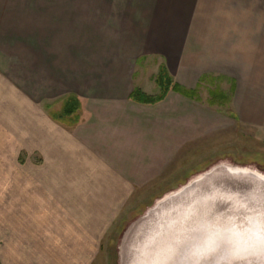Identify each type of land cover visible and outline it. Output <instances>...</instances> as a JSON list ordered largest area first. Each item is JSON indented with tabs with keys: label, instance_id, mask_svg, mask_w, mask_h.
I'll return each instance as SVG.
<instances>
[{
	"label": "crops",
	"instance_id": "obj_1",
	"mask_svg": "<svg viewBox=\"0 0 264 264\" xmlns=\"http://www.w3.org/2000/svg\"><path fill=\"white\" fill-rule=\"evenodd\" d=\"M152 70L197 92L225 80L235 124L264 133V0H0V262L40 263L92 240L78 226L119 206L135 166L173 164L199 97L133 99L160 92ZM64 96L81 103L72 124L47 113ZM17 131L43 159L8 154Z\"/></svg>",
	"mask_w": 264,
	"mask_h": 264
},
{
	"label": "rangeland",
	"instance_id": "obj_2",
	"mask_svg": "<svg viewBox=\"0 0 264 264\" xmlns=\"http://www.w3.org/2000/svg\"><path fill=\"white\" fill-rule=\"evenodd\" d=\"M158 76V70L149 71L148 78L153 79L155 82ZM223 81L225 80L210 79L207 83L201 85V89H197L196 97L199 98L194 100L196 106L190 107L189 140L185 143L186 145L184 144L185 147L182 149H175L176 156L172 165L165 166L162 173L160 170L163 166L157 167L160 173L157 172L155 167H151V171L155 170L150 174L143 173L145 169H148L146 166H135L137 169L141 168L138 171L134 166L127 167V174L125 176L130 178L132 169L135 168L136 172L134 176L139 181L125 183L126 196L119 199V206L108 207L107 210L110 211L106 213L95 211L92 215L93 217L90 218V222L83 230L85 232L80 231L82 225H77L78 235L80 236L82 233L90 235L91 232L95 236L92 240L78 238V244L74 247L65 246V248L63 246L56 248V252L59 254L58 258L53 257V254L49 253L45 257L49 259L44 262H30L28 264H130V262L128 263L129 258L126 257H129L128 253L133 249L132 244L137 240V234L141 233L150 234L148 238L158 236L155 237V241H152L153 246L158 243L155 251L151 252L152 255L150 253L148 255L145 254L144 258L146 259L141 261L143 264H154V261H150L151 258L149 257L159 258L163 251H166L167 246L164 243L166 242L164 238L170 236V233L175 232L176 229L179 230L178 226L182 225L180 228L186 227L185 223L188 222L186 221L188 218L181 217V214H175L170 219L168 218V220L162 214L154 215L153 212L158 209L157 207L162 201L177 195L199 177L218 167L253 171L264 177V133L256 128L245 127L239 123L236 125L234 118L231 116L232 111L227 99L225 102L220 100L216 101L213 105L210 104L209 100L213 99V94L220 95L226 93L228 98L231 97L229 92H225V90H229V86L222 85ZM160 92L150 95L157 96ZM210 92H212L211 95ZM70 97L64 96L56 102L51 103V108L47 109V113L50 116L61 114L66 101ZM33 103L37 107V101H33ZM78 113L79 111L77 112L78 118H76V115L73 117L75 120L77 119L76 122L81 115V112ZM55 120L59 123H64L60 118H55ZM19 121L22 123L20 116ZM68 123L66 122V124ZM20 133L19 131L15 132L14 150H9L8 154H11L15 159L18 158L21 162L28 160L36 164L39 160L43 159L42 155L38 150L22 149L25 144L21 142ZM176 137L180 140L181 135H175ZM176 142L177 140H175V144ZM178 145H181V143H177ZM16 163L13 167L14 169L19 166ZM143 178L151 179L145 180ZM125 184L122 182V185ZM131 186L134 188L132 189ZM71 207L76 211H73L74 214L70 213L69 215L79 216L78 210L81 211L82 208L80 206H78V209L74 206ZM94 209L96 207L90 210ZM63 212L61 210L60 213L51 215L56 223L60 222V216L64 215ZM66 220L63 218L62 222H66ZM173 222L177 223L174 224ZM164 232L165 234L162 235ZM86 240L87 242L94 241V245H82L81 243ZM95 242L96 244L100 243V245H95ZM66 249L71 250L70 252H66ZM84 251H87V253ZM0 264L16 263L0 262Z\"/></svg>",
	"mask_w": 264,
	"mask_h": 264
},
{
	"label": "water",
	"instance_id": "obj_3",
	"mask_svg": "<svg viewBox=\"0 0 264 264\" xmlns=\"http://www.w3.org/2000/svg\"><path fill=\"white\" fill-rule=\"evenodd\" d=\"M157 208L154 215L168 220L181 214L188 222L164 238L166 251L159 258L149 257L154 264H264L263 176L218 167ZM137 235L126 257L130 264H143L144 255H152L158 245H152L158 236Z\"/></svg>",
	"mask_w": 264,
	"mask_h": 264
},
{
	"label": "trees",
	"instance_id": "obj_4",
	"mask_svg": "<svg viewBox=\"0 0 264 264\" xmlns=\"http://www.w3.org/2000/svg\"><path fill=\"white\" fill-rule=\"evenodd\" d=\"M156 82L160 86L161 92L157 96H149L145 93H143L141 90H135L133 93V99L144 102V103H156L166 97V95L171 91L174 90L176 92H179L185 96L188 97H195L196 96V90H188L181 85L177 84L171 76L168 75L165 71H160L158 78L156 79ZM215 92V91H214ZM212 94V92H211ZM214 97L211 99L210 103L213 105L216 101L222 100L223 102L229 100L228 96L226 94H220L216 95L213 94ZM80 110V101L76 97H70L69 100L66 101L64 108L62 110L61 114L53 115L54 118H60L62 122L68 124H72L76 122L74 115L77 116V112ZM78 118V116L76 117Z\"/></svg>",
	"mask_w": 264,
	"mask_h": 264
}]
</instances>
